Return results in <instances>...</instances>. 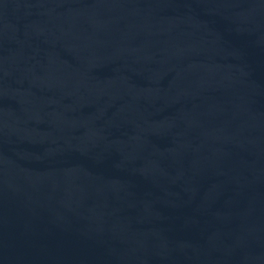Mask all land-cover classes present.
Wrapping results in <instances>:
<instances>
[{
  "label": "water",
  "instance_id": "obj_1",
  "mask_svg": "<svg viewBox=\"0 0 264 264\" xmlns=\"http://www.w3.org/2000/svg\"><path fill=\"white\" fill-rule=\"evenodd\" d=\"M0 264H264V0H0Z\"/></svg>",
  "mask_w": 264,
  "mask_h": 264
}]
</instances>
